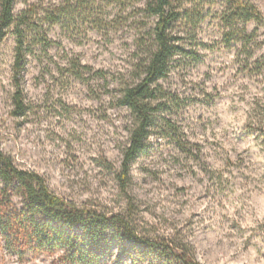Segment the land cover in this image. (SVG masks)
<instances>
[{"label":"rangeland","instance_id":"obj_1","mask_svg":"<svg viewBox=\"0 0 264 264\" xmlns=\"http://www.w3.org/2000/svg\"><path fill=\"white\" fill-rule=\"evenodd\" d=\"M60 1L18 0L16 11L27 3L46 7ZM112 1L114 23L106 31L88 24L74 32L47 28L57 44L37 47L28 57L20 78L28 106L24 116L15 114L13 100L15 38L9 35L0 44L2 150L79 205L124 213L132 199L147 235L190 244L200 264H264V68L257 71L247 61L240 43L223 42L222 0H208L196 32L177 24L180 43L193 57L173 60L162 84L181 105L163 115L193 154L162 137L159 120L123 190L117 175L133 116L118 100L122 86L137 79L146 57L142 45L156 20L147 17L144 3L122 9ZM252 1L264 14V0ZM258 35L263 42V27ZM263 54L264 45L256 57ZM74 58L107 78L93 73L88 81L73 78ZM141 250L111 239L98 264H164L155 255L141 258ZM64 256V251L31 253L21 260L0 246V264H63Z\"/></svg>","mask_w":264,"mask_h":264},{"label":"trees","instance_id":"obj_2","mask_svg":"<svg viewBox=\"0 0 264 264\" xmlns=\"http://www.w3.org/2000/svg\"><path fill=\"white\" fill-rule=\"evenodd\" d=\"M61 0L49 6L28 4L16 11L18 0H0V44L9 35L15 38L13 95L15 114L27 113L25 91L20 78L29 56L35 48L48 49L57 43L49 38L47 28L58 26L63 31L74 32L90 25L94 30L106 31L114 23L110 20L112 0ZM122 9L131 4H145L147 17L156 22L145 46L146 57L138 65L137 79L123 85L118 105L128 109L133 116L129 145L124 152L121 170L117 177L123 190L130 184L132 165L146 152L156 126L163 122L164 138H173L188 154H193L189 144L178 137V128L164 117L173 106L180 107L178 96L162 84L168 78L172 62L177 56L190 55L181 45L182 38L175 26L184 22L196 32L204 19L208 0H114ZM220 14L227 46L241 44V52L257 71L264 68V54L256 52L264 45L258 41V31L264 28V14L252 0H222ZM117 6V5H116ZM256 28L249 31L248 26ZM256 46V47H254ZM72 77L88 81L93 69L82 65L79 58L70 61ZM94 77L107 78L103 71ZM260 131L264 137V128ZM137 207L130 199L124 213H108L69 201L51 190L47 179L17 166L0 145V246L8 253L25 259L28 254L53 255L64 251L63 264H98L101 253L111 239L140 246L141 258L157 256L164 264H200L190 244L175 239L152 238L140 224Z\"/></svg>","mask_w":264,"mask_h":264}]
</instances>
